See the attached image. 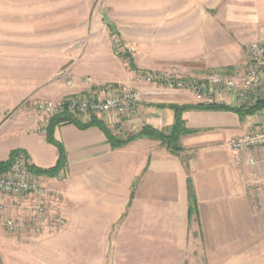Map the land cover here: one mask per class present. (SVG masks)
Masks as SVG:
<instances>
[{
    "label": "crops",
    "instance_id": "0c3cea01",
    "mask_svg": "<svg viewBox=\"0 0 264 264\" xmlns=\"http://www.w3.org/2000/svg\"><path fill=\"white\" fill-rule=\"evenodd\" d=\"M166 1L164 21L176 28L167 31V38L186 45L184 55L174 57L178 65L194 63L200 45L206 44L216 54L209 67L243 70L246 48L264 27V0ZM235 52L238 57H232ZM94 79V84L73 87L55 83L42 95L57 100L109 82ZM138 90L141 111L125 119L121 130L108 116L101 117L114 133H135L145 124L169 130L175 111L168 105L196 104L191 95L167 88L143 84ZM183 118L190 131L181 135V150L176 153L147 137L114 149L97 126L67 123L56 128L55 137L66 150L67 179L41 177L57 192L55 203L67 220V242L60 255L65 264H201V252L216 262V254L243 251L264 237V148L232 151L228 146L232 137L264 125V109L246 116L225 109H189ZM40 121L41 115L32 113L9 121L6 128V122L1 124L0 161L8 160L12 150L22 149L32 165L53 167L59 149L48 142L47 125L37 130ZM189 179L199 209L193 221ZM77 236L80 240L75 241ZM195 236L198 240L190 242L189 237ZM50 237L45 231L34 238L37 242L24 243V235L0 228V264H56L54 255L44 254L51 251V244L40 242ZM78 251L79 262H73ZM90 252L97 253L91 263Z\"/></svg>",
    "mask_w": 264,
    "mask_h": 264
},
{
    "label": "rangeland",
    "instance_id": "374dc122",
    "mask_svg": "<svg viewBox=\"0 0 264 264\" xmlns=\"http://www.w3.org/2000/svg\"><path fill=\"white\" fill-rule=\"evenodd\" d=\"M166 2L0 0V125L6 122L3 125L6 128L9 121L38 113L36 104L49 99L42 95L43 89L55 83L73 87L94 84L93 79L97 78L128 83L138 89V86L149 84L143 72L150 70L167 72L176 68L186 78H202L212 72H242L239 66L233 70L209 67V61L216 54L206 44L200 45L202 49L194 63L178 65L174 57H182L186 45L176 38H167V31H176V28L168 27L164 21L162 3ZM168 3L175 4L176 0H168ZM116 48L123 49V53L128 51L132 60L121 57L123 53L117 54ZM133 65L140 72L133 70ZM90 86L93 85L86 87L84 92L63 95L57 100L83 95L92 88ZM66 224L67 220L62 225L49 226L44 232L49 231L53 237L50 241L40 240L51 244V251L46 250L44 254L54 255L56 264H65L60 255L67 242ZM29 238L25 236L21 241L37 242ZM189 240L193 242L198 237H189ZM79 254V251L75 254L73 262H79ZM96 255L89 253V263L94 257L96 260ZM216 255V262H211L206 253L201 252V264H264V237L243 251Z\"/></svg>",
    "mask_w": 264,
    "mask_h": 264
},
{
    "label": "built area",
    "instance_id": "2783aa9c",
    "mask_svg": "<svg viewBox=\"0 0 264 264\" xmlns=\"http://www.w3.org/2000/svg\"><path fill=\"white\" fill-rule=\"evenodd\" d=\"M122 50L116 48V53L121 54ZM246 55L248 61L240 73L212 72L202 78H186L173 68L167 72H143L144 79L155 87L191 95L196 103L226 104L238 109L253 107L262 97L264 27L248 44ZM90 87L83 95L39 101L35 107L42 116L37 130L46 127L51 117L64 111L85 122L94 116H108L115 128L121 130L125 119L134 118L141 111L142 95L128 83L113 81ZM228 146L232 151L264 148V125L232 137ZM30 165L27 154L21 152L14 157L9 169L0 171V228L10 234L36 238L49 226L64 224L66 217L55 203L57 192L44 184L41 175L32 171ZM52 178L66 181L65 169Z\"/></svg>",
    "mask_w": 264,
    "mask_h": 264
},
{
    "label": "trees",
    "instance_id": "16d2710c",
    "mask_svg": "<svg viewBox=\"0 0 264 264\" xmlns=\"http://www.w3.org/2000/svg\"><path fill=\"white\" fill-rule=\"evenodd\" d=\"M128 53H123L121 57L129 58L132 60V57L127 55ZM132 62V61H131ZM133 70H137L138 68L133 65ZM175 111V121L169 130H162L152 125L145 124L141 127L138 132L129 133L127 135H119L112 131V129L102 120L100 117H92L89 121H82L76 118L72 113L68 111H64L62 113L55 114L47 123L46 133H47V140L50 143L55 144L59 149V158L57 163L50 168H39L35 165H30V169L41 176H55L58 174L62 169L65 168L67 164L66 158V150L63 143L55 137V130L58 126L73 123L80 128H88L91 126H97L101 130L104 131L108 140L110 141L112 147L114 149L120 148L125 146L126 144L130 143L133 140L138 138H152L156 140H160L163 144H165L168 149L174 153L181 150V146L179 144V140L181 135L186 134L190 130L187 128L185 124V120L183 118V113L189 109H225V110H232L239 113L241 116L251 115L258 112L261 109H264V97H261L260 101L253 107L248 108H233L226 104H211L205 105L202 103L196 104H170L168 105ZM24 152L22 149H15L12 150L10 157L6 161H0V171H5L9 169L12 165L14 157L18 154ZM188 195H189V216L192 218L193 216L198 217L199 209H198V202L196 199V194L194 190V186L192 181L188 180Z\"/></svg>",
    "mask_w": 264,
    "mask_h": 264
}]
</instances>
